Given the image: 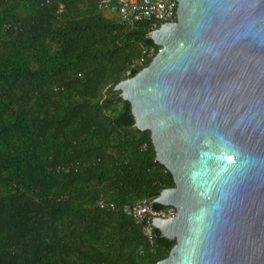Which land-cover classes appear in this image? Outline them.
<instances>
[{"label": "trees", "instance_id": "obj_1", "mask_svg": "<svg viewBox=\"0 0 264 264\" xmlns=\"http://www.w3.org/2000/svg\"><path fill=\"white\" fill-rule=\"evenodd\" d=\"M114 17L96 0H0V264H156L175 244L122 211L161 208L175 185L115 89L158 52L160 23Z\"/></svg>", "mask_w": 264, "mask_h": 264}, {"label": "water", "instance_id": "obj_2", "mask_svg": "<svg viewBox=\"0 0 264 264\" xmlns=\"http://www.w3.org/2000/svg\"><path fill=\"white\" fill-rule=\"evenodd\" d=\"M148 65L115 85L175 185L156 264H264V0H177ZM152 203V201H151Z\"/></svg>", "mask_w": 264, "mask_h": 264}, {"label": "built area", "instance_id": "obj_3", "mask_svg": "<svg viewBox=\"0 0 264 264\" xmlns=\"http://www.w3.org/2000/svg\"><path fill=\"white\" fill-rule=\"evenodd\" d=\"M97 7L116 17L119 23L132 27L139 21L164 23L176 20L177 0H96ZM61 8V6H60ZM153 49L144 48L132 66L141 65L146 58L152 57ZM97 206L100 208L115 207L113 201L99 199ZM122 211L131 217L141 228L142 234L149 242L153 240V216L168 218L176 216V208L172 205L154 209L151 200L143 198L122 206Z\"/></svg>", "mask_w": 264, "mask_h": 264}, {"label": "rangeland", "instance_id": "obj_4", "mask_svg": "<svg viewBox=\"0 0 264 264\" xmlns=\"http://www.w3.org/2000/svg\"><path fill=\"white\" fill-rule=\"evenodd\" d=\"M115 18V17H114ZM116 19V18H115Z\"/></svg>", "mask_w": 264, "mask_h": 264}]
</instances>
